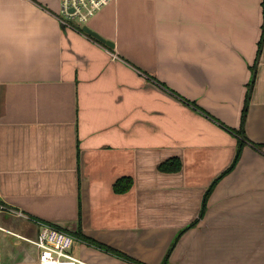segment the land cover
<instances>
[{
    "label": "crops",
    "instance_id": "1",
    "mask_svg": "<svg viewBox=\"0 0 264 264\" xmlns=\"http://www.w3.org/2000/svg\"><path fill=\"white\" fill-rule=\"evenodd\" d=\"M263 1L111 0L63 24L60 0H0V264H38L40 224L118 254L76 239L86 264H162L193 222L167 264H264Z\"/></svg>",
    "mask_w": 264,
    "mask_h": 264
},
{
    "label": "built area",
    "instance_id": "2",
    "mask_svg": "<svg viewBox=\"0 0 264 264\" xmlns=\"http://www.w3.org/2000/svg\"><path fill=\"white\" fill-rule=\"evenodd\" d=\"M111 0H60V15L62 23L67 20L75 21L79 24H86L99 10L107 6ZM6 210L0 206V210ZM16 214L18 217L23 216L21 213ZM38 252V264H86L77 258L72 250L76 238L62 230L51 227L46 224H40L36 239H25Z\"/></svg>",
    "mask_w": 264,
    "mask_h": 264
},
{
    "label": "trees",
    "instance_id": "3",
    "mask_svg": "<svg viewBox=\"0 0 264 264\" xmlns=\"http://www.w3.org/2000/svg\"><path fill=\"white\" fill-rule=\"evenodd\" d=\"M263 13H264V1H263ZM261 45V43L259 42V45L258 47ZM242 119H241V122L243 123L244 121V118H245V111L242 112ZM237 134H239L240 136H243V130L239 131ZM238 149H237V152H236V155H235V158L233 160V165L231 167V169L233 168V166L236 164L235 162L238 160L239 158V155H240V152H241V143L238 142V145H237ZM159 171L160 172H163V173H175V172H179L180 169H181V165H180V162L179 160L177 159H169L167 160L166 162L160 164V166L158 167ZM231 169H229L228 171H230ZM218 179V178H217ZM217 181L218 180H215L211 185L210 187L205 191L204 195H203V200H202V204H201V208H200V211H199V218L201 219L203 217V213H204V210H205V206H206V202H207V199L209 198V194L211 193L212 189L215 187V185L217 184ZM132 186V183H131V180L130 179H122V180H118V182H116L115 186H114V192L116 194L118 193H123V192H126L130 189V187ZM196 222H193L191 223L190 225L186 226L185 229H182L179 234L175 237L174 241L172 242L171 246H170V250L169 252L171 251V247L175 244V242L178 240V238L185 232V230L189 227H192L195 225ZM75 234V238L76 239H83L84 242H87L88 244L90 245H94L96 248H99L101 250H105V251H108V252H111V253H114L116 255H118L117 253L109 250L108 248L106 247H102L98 244H95L94 242H92L91 240H89V238H85L80 232H79V228L77 229V231L74 233ZM169 252L168 254L166 255V257L164 258L162 264H167V261H168V255H169Z\"/></svg>",
    "mask_w": 264,
    "mask_h": 264
},
{
    "label": "water",
    "instance_id": "4",
    "mask_svg": "<svg viewBox=\"0 0 264 264\" xmlns=\"http://www.w3.org/2000/svg\"><path fill=\"white\" fill-rule=\"evenodd\" d=\"M83 32L86 33L87 35H90L91 37H93L94 39L102 42L104 45L108 46V47H112V45L106 41H104L103 39H101L98 35H95L94 33H92L90 30H88L86 27L82 28Z\"/></svg>",
    "mask_w": 264,
    "mask_h": 264
}]
</instances>
